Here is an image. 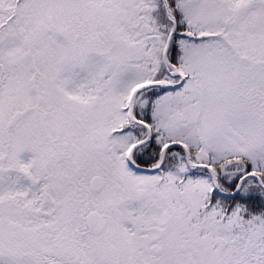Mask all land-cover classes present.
<instances>
[{
    "label": "snow or ice",
    "instance_id": "1",
    "mask_svg": "<svg viewBox=\"0 0 264 264\" xmlns=\"http://www.w3.org/2000/svg\"><path fill=\"white\" fill-rule=\"evenodd\" d=\"M0 264H264V0H0Z\"/></svg>",
    "mask_w": 264,
    "mask_h": 264
}]
</instances>
